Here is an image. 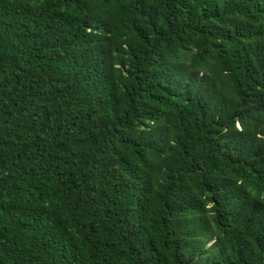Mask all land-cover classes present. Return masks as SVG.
<instances>
[{
	"label": "trees",
	"instance_id": "16d2710c",
	"mask_svg": "<svg viewBox=\"0 0 264 264\" xmlns=\"http://www.w3.org/2000/svg\"><path fill=\"white\" fill-rule=\"evenodd\" d=\"M0 264H264V0H0Z\"/></svg>",
	"mask_w": 264,
	"mask_h": 264
}]
</instances>
